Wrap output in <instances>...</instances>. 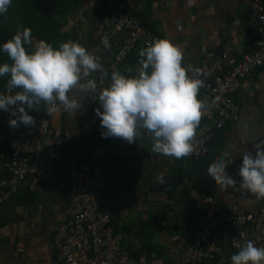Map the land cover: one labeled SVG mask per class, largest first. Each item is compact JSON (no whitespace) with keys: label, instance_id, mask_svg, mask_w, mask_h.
<instances>
[{"label":"crops","instance_id":"1","mask_svg":"<svg viewBox=\"0 0 264 264\" xmlns=\"http://www.w3.org/2000/svg\"><path fill=\"white\" fill-rule=\"evenodd\" d=\"M130 2L134 3L133 15L145 27V39L137 44L126 62L112 69V61L122 47L126 33L117 32L106 37L104 29L110 9L124 7ZM252 4L253 0H85L78 14L52 18L63 20L61 41L57 47L52 46L58 48L62 43L74 41L85 47L100 59L102 65V73H91L89 78L95 79L96 83L103 79L107 85L113 72L137 75L139 52L148 46L146 42L150 45L157 39H167L178 46L183 55L182 63H199L208 51H213L218 62L229 70L245 55L237 47L258 37L250 14ZM105 39L107 47L102 43ZM34 41V44L40 42ZM255 45L256 42L253 49ZM0 81L7 83V76ZM15 91L18 89L4 90L8 95ZM70 94L79 100L81 108L73 116L68 112L55 114L49 137H59L66 131H78L85 126L89 114L84 106L87 94ZM235 98L241 110L239 122L215 131L209 144L210 153H216L211 165L222 160L233 161L227 168L236 180L231 187L220 188L206 182L199 188L189 186L186 190L188 199L183 204L180 200L183 171L199 161L152 152L151 136L143 129L139 141L129 144L120 138H101L103 129L98 126L92 135L74 138L58 148L57 172L65 181L74 162L90 166L102 164L107 184L99 199L101 210L112 216L113 227L124 236L125 249L131 250L134 257L145 255L172 264L181 252V244L194 241L198 211L197 202L191 198L192 191L197 189L215 197L221 210L229 214L258 213L264 202L240 189L238 176L241 156L246 151L255 155L253 145L264 141V66L251 73ZM6 125L10 127L8 122ZM38 129L39 126L30 131L10 128L6 131L11 135L0 133V162L5 165L10 160L13 145L17 148L22 142L35 139ZM11 136L16 138L15 142L11 141ZM4 165L0 169V178H11ZM167 187H171L170 194ZM17 192L19 206L15 208V217H7L3 224L0 223V264H65L58 259L54 237L60 225L69 218L70 190L52 184L35 185L26 178L18 185ZM115 216L119 218L114 219ZM128 226L133 230L124 233ZM137 239L142 242V247Z\"/></svg>","mask_w":264,"mask_h":264},{"label":"built area","instance_id":"2","mask_svg":"<svg viewBox=\"0 0 264 264\" xmlns=\"http://www.w3.org/2000/svg\"><path fill=\"white\" fill-rule=\"evenodd\" d=\"M133 7L134 3L130 2L109 11L104 35L111 37L117 32L126 33L122 47L112 61V69L126 62L137 44L145 39V27L133 15ZM250 14L258 23V39L254 49L238 64L225 69L213 51H208L199 63L185 61L181 64L182 67L191 66L193 71L188 74L202 81L197 99L203 104V114L192 139L193 151L184 157L186 160L206 158L215 131L239 122L241 110L236 94L251 73L264 66V0H253ZM197 68L201 71L195 76ZM107 86L101 79L97 82L96 92L87 94L84 106L89 114L81 130L49 137L55 114L48 115L44 109L37 137L22 142L5 165L0 162V169L4 165L12 175L8 179L0 178V203L15 193L26 178L35 185L52 184L68 188L71 192L67 206L69 218L60 225L54 237L59 261L65 264H171L145 255L134 257L125 249L124 236L113 227L112 216L101 210L99 199L107 184L102 164L90 166L74 162L65 181L57 172L58 148L74 138L92 135L100 126L94 109L100 107L96 101L99 91ZM65 113L60 106L56 114ZM74 160L77 161L76 158ZM191 198L197 202L198 211L194 241L181 244V252L172 264H231V256L244 241L252 240L256 247H264V202L258 213L229 214L221 210L215 197L202 191L195 189Z\"/></svg>","mask_w":264,"mask_h":264},{"label":"clouds","instance_id":"3","mask_svg":"<svg viewBox=\"0 0 264 264\" xmlns=\"http://www.w3.org/2000/svg\"><path fill=\"white\" fill-rule=\"evenodd\" d=\"M13 0H0L4 14ZM105 47L107 39L103 40ZM32 44L31 29L24 28L0 44V52L12 61L0 64V78L7 76L8 95L0 92V111L8 112V124L15 129L34 124L29 114L43 105L48 115L62 106L72 116L81 108L73 92H96L97 83L91 73L101 72L98 58L80 44L69 41L54 48L45 41ZM140 67L135 76L113 72L110 84L99 91L100 107L94 109L103 131L101 138H120L129 144L139 141L144 133L151 136V151L181 159L193 151L192 139L202 117V102L197 99L202 81L188 73L191 66L182 67V51L167 39H157L139 52ZM150 70V71H149ZM200 69L194 70L195 76ZM27 109V111H26ZM255 155L246 151L241 156L239 188L264 200V141L253 145ZM233 161H221L208 167V176L220 188L231 187L236 180L227 168ZM243 194V193H242ZM231 264H264V247L246 240L231 256Z\"/></svg>","mask_w":264,"mask_h":264},{"label":"trees","instance_id":"4","mask_svg":"<svg viewBox=\"0 0 264 264\" xmlns=\"http://www.w3.org/2000/svg\"><path fill=\"white\" fill-rule=\"evenodd\" d=\"M85 0H13L8 10L0 14V44L10 40L17 30L31 29L32 44L24 47L34 50V40L45 41L57 47L61 41L62 19L44 20L47 11L68 13ZM11 64L5 53L0 52V63ZM77 140V139H76Z\"/></svg>","mask_w":264,"mask_h":264},{"label":"water","instance_id":"5","mask_svg":"<svg viewBox=\"0 0 264 264\" xmlns=\"http://www.w3.org/2000/svg\"><path fill=\"white\" fill-rule=\"evenodd\" d=\"M82 5L79 4L75 9H73L70 13H60V12H51V11H47L44 12L43 15V19L44 20H49L55 17H67L70 15H74V14H78L79 10L81 9ZM254 26L256 27V29H258V23L255 22ZM258 37H254L251 40L249 39V42L245 41L244 43H241L237 48L238 49H242L244 51L245 54L251 52V50L253 49V44L257 41ZM3 64V63H0ZM261 68V67H260ZM258 68V69H260ZM6 82L0 81V92H4L5 88H6ZM2 89H4L3 91H1ZM17 90V89H16ZM7 91V89H6ZM27 111V109H26ZM44 111V107L43 105H41L39 108H37L36 110L30 111L29 114L33 116L34 118V124L32 126H24V125H19L18 127H16L17 129H23L26 128L28 129V131H30V129L34 130L36 129V127L39 126V121L38 119L41 118V114ZM1 114V124H0V133L3 135L5 134H10L7 131L11 128V127H7V122L9 121V119L14 118V117H10L8 112H4V111H0ZM7 130V131H6ZM11 135V134H10ZM15 136V134H14ZM31 137V136H30ZM20 137H18L19 140ZM11 141L15 142L16 138H13L11 136ZM16 146L13 145V149L11 152V156L13 151L15 150ZM216 153L215 152H211L206 158L199 160L198 164L193 165L190 164L184 171H183V183H184V187L182 188V192H181V202L184 204L187 201V193L186 190L187 188L190 186L192 188H199L202 186V183H213L210 179V177L208 176V167L211 165L212 159L215 158ZM168 188V192L169 194L171 193V187H167ZM173 189V187H172ZM166 190V189H165ZM170 196V195H169ZM18 192L14 193L13 195H11L8 199H5L3 202L0 203V223L3 224L5 222V219L7 217H15L14 213H15V208H17L19 206L18 203ZM44 200V198H43ZM39 202V201H38ZM192 209L194 210V212L196 211L195 207L192 206ZM115 218H119V217H114ZM195 225H196V221L194 222V225L192 227V232H190L188 239L190 241V237H192L193 235V231L195 229ZM129 230H133V227H126L123 231L124 233H127V231ZM127 241V240H126ZM137 243L140 247H142V242L137 239ZM129 253L133 256V252L131 250H129ZM150 256V254L148 253V257Z\"/></svg>","mask_w":264,"mask_h":264}]
</instances>
